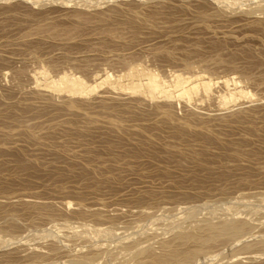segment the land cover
I'll use <instances>...</instances> for the list:
<instances>
[{"label":"rangeland","instance_id":"rangeland-1","mask_svg":"<svg viewBox=\"0 0 264 264\" xmlns=\"http://www.w3.org/2000/svg\"><path fill=\"white\" fill-rule=\"evenodd\" d=\"M263 7L0 0V264H264Z\"/></svg>","mask_w":264,"mask_h":264},{"label":"bare ground","instance_id":"bare-ground-1","mask_svg":"<svg viewBox=\"0 0 264 264\" xmlns=\"http://www.w3.org/2000/svg\"><path fill=\"white\" fill-rule=\"evenodd\" d=\"M264 8V7H263ZM41 73V72H40ZM139 73V72H138ZM137 74V73H136ZM42 75H43V73H42ZM130 76H132V78H134L135 77V74L132 72L131 74H129ZM128 75V77L130 78V76ZM124 77V76H123ZM122 77V78H123ZM144 77H145V74H143L142 72L141 73H139L138 74V76H136V80L134 79V81L133 82H141L142 83V80L144 79ZM121 78V79H122ZM125 78H126V76H125ZM120 79V78H119ZM118 79V80H119ZM124 79V78H123ZM148 79L151 81V83L153 84V87L154 88H157V84L155 83V81L157 80L158 81V85H161V79H160V77H159V75L158 74H155V73H149L148 74ZM73 81H74V84L78 87L79 86V83H78V81H77V79L75 78V79H73ZM122 81V80H121ZM137 82V83H138ZM65 83L66 84H70L69 82H66L65 81ZM239 83V82H238ZM237 83V84H238ZM97 84V83H96ZM130 84V83H129ZM63 85H65L64 83H63ZM98 85L99 84H97V85H91V86H89V87H87V88H85V89H88V90H94V89H96L97 87H98ZM127 85V84H126ZM137 85V84H136ZM100 86V85H99ZM144 85L143 84H141V85H139V87H143ZM126 88H127V86H125ZM129 87H130V85H129ZM237 87V86H236ZM72 93L71 94H74V95H84L85 94V92H86V90H84V89H81L80 87L79 88H76V89H73L72 91H71ZM261 194V193H260ZM251 204V203H250ZM193 206V205H192ZM149 215V214H148ZM147 215V216H148ZM225 219V218H224ZM144 220V219H143ZM56 222V221H55ZM225 223V222H224ZM53 224V223H52ZM58 224V223H57ZM83 225V224H82ZM85 225V224H84ZM77 226V225H76ZM130 226V225H129ZM252 226H254L253 224H252ZM134 227V226H133ZM245 227H246V225L245 224H240V223H226L224 226H220V227H218V226H214V225H207V226H203V227H200L199 229L198 228H196L197 230H199V231H197L196 232V230H195V232H193V231H182V233H178L177 234V242H175V243H179L177 246H175V245H173L174 243H170L169 242V244L168 243H166L167 245H166V247H164L165 248V250H164V255H162V256H153V259H154V261H156V262H158V263H168V262H172V261H182V260H184L185 261V259H190V258H192L193 259V257L195 258V256H197L198 255V253H200L199 251H201L202 250V247H203V245L204 244H207V242H209V241H211V239L213 240V238H215L216 236H230V235H232V236H234L235 234H239V233H241L244 229H245ZM109 228V227H108ZM113 228V227H112ZM249 228V227H248ZM247 228V229H248ZM259 228V227H258ZM110 229V228H109ZM114 229V228H113ZM130 229H132V228H130ZM246 230V229H245ZM258 230V229H257ZM89 233V232H88ZM133 233V232H132ZM237 237V236H236ZM226 238V237H225ZM84 239V238H83ZM236 239V238H235ZM261 239H263V238H261ZM233 240V239H232ZM179 241V242H178ZM262 241V240H261ZM255 242V241H254ZM262 242H264V239H263V241ZM195 244L196 245V248H193V249H190V248H188V245L189 244ZM236 243H237V241H236ZM256 243H257V241H256ZM260 244V243H259ZM256 245V244H255ZM59 246V245H58ZM165 246V245H164ZM190 246V245H189ZM258 246V245H257ZM262 246H263V244H262ZM138 247L139 246H137V250H138ZM195 247V246H194ZM251 247V246H250ZM256 247V246H255ZM254 247V248H255ZM141 248V247H140ZM168 250H167V249ZM192 248V247H191ZM204 248V247H203ZM247 248V247H246ZM257 248V247H256ZM263 248V247H262ZM56 249V248H55ZM131 249V248H130ZM226 249V248H225ZM260 249V248H259ZM57 250V249H56ZM55 250V251H56ZM264 250V249H263ZM127 251V250H126ZM247 251V250H246ZM261 251V250H260ZM123 252V251H122ZM131 252V251H130ZM139 252H141V250L139 251L138 250V254L136 255V258H138L137 256L140 254ZM249 252V251H248ZM251 252V251H250ZM128 253H129V251H128ZM145 253V252H144ZM247 253V252H246ZM263 253V252H262ZM132 254V253H131ZM155 254V253H154ZM230 254V253H229ZM82 255V254H81ZM121 255V254H120ZM119 255V256H120ZM237 255V254H236ZM254 255V254H253ZM263 255V254H262ZM124 256V255H123ZM142 256V255H141ZM152 255H150V257H151ZM199 256V255H198ZM202 256V255H201ZM90 257V256H89ZM118 257V256H117ZM122 257V256H121ZM206 257V256H205ZM82 258H84V257H82ZM86 258V257H85ZM253 258V257H252ZM92 259V258H91ZM94 259V258H93ZM117 259V258H116ZM228 259V258H227ZM226 259V260H227ZM76 260V259H75ZM89 260V259H88ZM71 261V260H70ZM134 261V260H133ZM223 261V260H222ZM239 261V260H238ZM86 262V261H85ZM121 262V261H120ZM124 262V261H123ZM136 262V261H135ZM133 263V262H132ZM227 263H229V262H227ZM209 264V263H208ZM224 264V263H223ZM226 264V263H225ZM239 264V263H238Z\"/></svg>","mask_w":264,"mask_h":264}]
</instances>
